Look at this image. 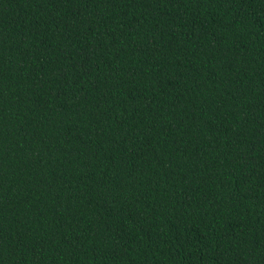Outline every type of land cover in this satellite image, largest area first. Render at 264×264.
I'll return each instance as SVG.
<instances>
[{
	"label": "trees",
	"instance_id": "1",
	"mask_svg": "<svg viewBox=\"0 0 264 264\" xmlns=\"http://www.w3.org/2000/svg\"><path fill=\"white\" fill-rule=\"evenodd\" d=\"M0 264H264V0H0Z\"/></svg>",
	"mask_w": 264,
	"mask_h": 264
}]
</instances>
